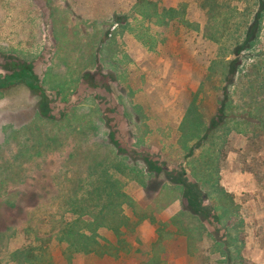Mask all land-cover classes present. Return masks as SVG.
<instances>
[{"label":"rangeland","instance_id":"obj_1","mask_svg":"<svg viewBox=\"0 0 264 264\" xmlns=\"http://www.w3.org/2000/svg\"><path fill=\"white\" fill-rule=\"evenodd\" d=\"M257 8L0 0V264H114L147 236L179 264H264V17L229 67ZM181 172L217 182L216 211Z\"/></svg>","mask_w":264,"mask_h":264},{"label":"trees","instance_id":"obj_2","mask_svg":"<svg viewBox=\"0 0 264 264\" xmlns=\"http://www.w3.org/2000/svg\"><path fill=\"white\" fill-rule=\"evenodd\" d=\"M256 3H257V10L255 11L251 21L248 23V29H247V37H246V40L244 41V43H241L240 45H236L235 49L233 50V53L235 54L236 58L233 59L232 61H230V69L232 71V69L234 71L233 72H236V68H240V66L242 65L241 64V59H239V55L241 53V50L242 49H251L253 47V44L254 42L256 41V39L258 38V34L260 32V29H261V25H262V19L264 17V0H256ZM207 5L205 4L204 7H206ZM211 11V10H210ZM220 12H217L215 14L211 13V16H216L217 14H219ZM12 81V79L9 77H5L2 76L0 74V87L3 86V85H7L8 83H10ZM7 82V83H6ZM2 88V87H1ZM221 111V110H220ZM214 129V127H212V125L209 127V131L212 132ZM258 138L261 139V135L260 134H257ZM210 138V133L206 132L201 138L200 140L198 141V143H196V145H194L191 149V155L194 156V151L202 148L205 143H207V141L209 140ZM112 139H114V137H112ZM115 140V139H114ZM112 144H115L117 145L116 141H112L111 142ZM119 155H126V154H119ZM148 163V172L150 173H154L156 174L157 172H162V171H166V169L163 168V166L158 162V161H153V160H149L147 161ZM182 172L180 173V176H179V179L178 180H175V182H178V183H183L182 185L180 184H176L175 185H180L181 187H183L184 189V196L185 198L190 201L191 203H193L196 208L198 209L199 211V214H206L207 216H209V214L213 211H216V208L215 206H212V205H204V201L206 199L209 198L210 196V193H207L206 191V185H209L210 184V187H212L214 189V191L216 189H218V185H217V182L216 183H210L209 180H205L204 182L201 181H197L195 183H191V182H188L187 179L183 178L182 176ZM157 175V174H156ZM206 192V195L205 193ZM206 198V199H205ZM215 216V215H214ZM217 220L219 221V219L217 218ZM63 232V235L61 236V240H64L65 239V236L66 237H70L71 236V233L73 232L72 229H65L62 231ZM68 237V238H69ZM82 250L84 251H88L89 249L85 246H83Z\"/></svg>","mask_w":264,"mask_h":264},{"label":"crops","instance_id":"obj_3","mask_svg":"<svg viewBox=\"0 0 264 264\" xmlns=\"http://www.w3.org/2000/svg\"><path fill=\"white\" fill-rule=\"evenodd\" d=\"M160 192V189L158 190ZM179 203H173L169 207V211H176ZM177 208V209H176ZM114 245V264H123L124 258H129L131 264H179L177 258L168 259V251L162 252V249L168 248V241H161L160 239H149L147 236L142 242H134L131 246L133 250L127 254L122 242L112 241ZM104 259H106L104 257ZM103 259V260H104ZM105 261V260H104ZM106 262V261H105Z\"/></svg>","mask_w":264,"mask_h":264},{"label":"flooded vegetation","instance_id":"obj_4","mask_svg":"<svg viewBox=\"0 0 264 264\" xmlns=\"http://www.w3.org/2000/svg\"><path fill=\"white\" fill-rule=\"evenodd\" d=\"M6 83H7V82H6ZM3 86H4V85H3ZM156 174L158 175V174H160V172H157ZM167 178H169V177H167ZM167 180H168V179H167ZM175 183H176V184H180V185H182V184H183V183H181V182H180V183H178V182H175ZM156 184H157V183H156Z\"/></svg>","mask_w":264,"mask_h":264}]
</instances>
